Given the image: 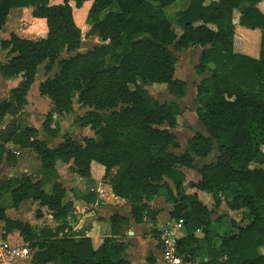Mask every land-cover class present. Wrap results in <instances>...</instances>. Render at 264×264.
Segmentation results:
<instances>
[{
  "label": "trees",
  "instance_id": "1",
  "mask_svg": "<svg viewBox=\"0 0 264 264\" xmlns=\"http://www.w3.org/2000/svg\"><path fill=\"white\" fill-rule=\"evenodd\" d=\"M69 1L52 5L49 0H0V30L11 9L28 7H34L32 16L45 19L47 27L44 38L12 34L0 40L10 55L7 63L0 64V74L6 79L21 76L0 102V161L4 153L9 156L6 143L32 149L42 175L36 182L25 173L0 180V199L9 193L13 206L39 200L59 221L55 229H35L9 220L0 207L5 230L19 231L29 244L34 251L31 264H129L124 255L127 244L118 237V224L124 220L120 215L110 217L111 235L98 246L86 236L60 234L70 204H62L65 189L56 182L55 164L72 161V172L88 179L95 162L104 168L103 179L113 195L129 203L137 223L144 217L155 222L156 212L148 204L154 197L163 196L172 204L170 221L184 220L176 250L186 262L264 264V253L259 250L264 247V14L258 8L264 0H190L172 18L163 10L176 0H73L76 8L92 1L87 35L96 34L102 45L57 59L81 44V30ZM112 4L117 9L105 12ZM233 11L239 13L240 26L260 30L257 59L233 52ZM173 23L181 28L180 35ZM189 47L201 48L194 66L202 76L195 100L197 120L205 134L195 132L184 151L175 153L180 145L172 130L181 114L180 105L172 100L159 102L145 87L164 85L172 96L185 97L188 85L175 77L174 52ZM43 62L45 72L54 65L57 71L38 87L40 96L51 103L42 129L59 135L58 124L51 126L52 114L71 112L76 98L80 107L89 109L84 126L97 138L85 136L79 143L65 132L62 142L52 149L37 138L36 128L17 119ZM6 116L11 119L1 128ZM213 152V160L196 166L197 159ZM182 168L196 170L199 180L186 183ZM50 182L48 194L44 186ZM187 188L210 195L211 204L204 203L197 192L187 193ZM222 198H227L228 209L239 211L243 218L236 232L219 237L211 215ZM197 232L202 233L201 239Z\"/></svg>",
  "mask_w": 264,
  "mask_h": 264
},
{
  "label": "crops",
  "instance_id": "2",
  "mask_svg": "<svg viewBox=\"0 0 264 264\" xmlns=\"http://www.w3.org/2000/svg\"><path fill=\"white\" fill-rule=\"evenodd\" d=\"M209 1H218V0H206V3H208ZM49 2L52 5H56V4H61L63 0H49ZM91 4L92 1H86L82 4L80 8H76L74 1L73 0L69 1V5L72 7L73 17L80 16L82 22L80 25L76 22L75 17L74 20L81 30L82 38H84V36L87 35L89 30L91 29V24L86 20V17L88 15V10ZM258 8L264 14V1L258 4ZM116 9H117L116 6L114 8L112 4V6H110L105 12H109L111 10H116ZM101 16H103V13L100 14V17ZM21 21H23L22 23L25 22L31 24L36 23V25H38L36 30V35L39 34L40 35L39 38H44L46 36L47 27H46L45 19L33 17L31 7L13 8L9 11L8 16L6 17L4 24L0 30V40L9 39L12 34H16L24 38L36 39L34 36L32 37H28L25 35L22 36L23 33L18 31L19 30L18 28L21 25ZM232 22L235 30L233 52L235 54L246 55L251 58L257 59L259 57V49H260L259 48L260 30L259 29L252 30L240 26L239 13L237 11H233ZM197 24H199V22L196 23V25ZM209 26L211 28H214L211 25ZM172 28L176 32V34L180 35L182 33L181 28L177 24L173 23ZM87 36H90L92 40L88 41L84 45V47L90 46V43L92 47L97 45H102V42L100 41L99 37L96 34L87 35ZM82 47L83 44L81 42L80 48L75 52H73L72 54L78 53L81 49H83ZM92 47L88 48V50L92 49ZM187 50H193L196 53L195 62L197 63V59L201 52V48L189 47ZM0 51H3V53L5 54L4 56L5 62L0 64H5L10 59V55L8 54V51L2 49L1 46H0ZM6 52L8 55L7 57H6ZM38 71H39V67H38ZM175 76H176V69H175ZM0 77L2 79L0 80V85H1L0 102H2L7 97L9 91L19 84V82L21 81V76L19 75L17 77L6 79L0 74ZM37 77H38V72L35 75L34 80L30 85V88L26 94V104L27 101H29L27 100L29 98V91L31 90V87L34 85L35 81H36V92L39 95L38 99L43 98L42 96L40 97L38 87L39 84L42 81H44L47 76L41 80H38ZM201 79L202 76H198V80L196 81V84L194 86L195 91H196V85L199 83ZM188 92H189V86L187 88V94ZM46 100L49 101L50 103L49 99ZM176 102L180 105L178 101ZM73 107L74 106L72 105V109ZM195 113H196V109H195ZM54 118H56V116H54ZM7 119L9 121L11 117L6 116L4 118V121H6ZM8 121L4 123V125H2L1 128H4L5 124H7ZM43 121L38 127L32 126L31 124H27V125L29 127L36 128L38 130L37 138L39 140L44 141L47 147L53 149L62 142V137H61V135L63 134L62 128L60 129L59 135H55V136L49 135V133H46L42 129ZM51 126L53 127L54 125ZM79 143H81V141ZM5 148L6 151H9L10 153L8 157L6 153L2 155V159L0 161V180H10V179L18 178L22 173H25L27 176H29L32 182H36L40 180L42 176L41 173L39 172L40 161L38 160L36 153L32 149H21L17 145H13L10 142L5 144ZM263 149L264 146H262V151L264 153ZM25 151H31V154H25L24 153ZM211 156H212L211 160H213L215 157V153L212 154ZM36 164L38 165L37 168H35ZM71 166H72V161H69L68 163L57 161L55 164V170L58 175L56 182H58L65 189V194L62 198V204H70V208L65 220L66 227L63 232H60V234L65 233L73 237L86 236L92 239L94 246H98L104 237H108L111 235L110 217L113 215H120L124 217V220L118 224L120 230L118 237L125 244H127V248L125 250L124 255L127 261L129 262V264H164L161 256L160 246L158 244V237L160 236L162 230L170 222L169 212L172 210L173 207L172 204L168 203L165 197L163 196L154 197L148 202V204L156 212L155 222L152 223L147 217H144L142 222L137 223L130 215L129 203L125 200H122L114 196L111 187L108 184V181L103 179L104 168L101 165L95 162L91 163L90 177L88 179L81 177L76 173L72 172ZM258 166L259 165L257 164L251 165V167H258ZM262 167H264V165ZM181 170L185 174L186 183L189 181L196 182L199 180V175L195 170L187 169V168H182ZM19 172L21 173L19 174ZM51 185L52 183L50 182L44 186V190L48 194L51 191ZM186 192L193 193L197 191L195 189L187 188ZM197 194L199 196L198 192ZM199 198L203 201L201 195L199 196ZM226 200L227 198L226 199L222 198V203L217 209L214 210V212L211 215V219L215 221L214 225L218 228L219 237L236 232L237 225L241 222L243 218L242 213H240L239 211H232L228 209L226 205ZM203 202L205 203V201ZM0 207L4 208V216L9 220L12 221L18 220L20 222L28 224L29 226L35 229H39L45 226L50 229H55L59 225V221L53 218L52 212L47 208V206L41 205L39 200H33V199L24 200L20 202L18 205L13 206L11 203V196L9 193H7L0 199ZM223 207H225V210H223ZM37 212H40V215H37ZM216 212L219 213L220 216H216L215 215ZM239 213L241 214V217L238 219L236 218V216H240ZM226 218H228V221ZM0 231L3 232L4 238L11 244L16 246L18 245L28 246V248L30 249V256L24 259L21 262V264H31V258L34 251L29 247V244L20 235L19 231L12 230L10 232H7L5 230V222L1 219H0ZM196 236L200 239L203 237L201 232H197ZM216 239L219 240L218 237H216ZM259 250L262 253H264V247H260ZM199 260L200 259H196V262H199ZM46 264H53V263L48 262Z\"/></svg>",
  "mask_w": 264,
  "mask_h": 264
},
{
  "label": "rangeland",
  "instance_id": "3",
  "mask_svg": "<svg viewBox=\"0 0 264 264\" xmlns=\"http://www.w3.org/2000/svg\"><path fill=\"white\" fill-rule=\"evenodd\" d=\"M189 1L190 0H176L169 6L165 7L163 11L168 18H172V16L174 15L176 11L185 9ZM113 6L115 8L116 4H113ZM74 17L76 19V22L80 25L82 23L80 16H74ZM86 20L87 22H89L87 17H86ZM22 22L23 21H21V25L18 28L19 29L18 31L23 33V35L21 34L22 36L24 35L28 37L34 36L36 39L39 38L40 35L39 34L36 35V30L38 27L36 23L31 24L28 22H25V23H22ZM90 40H92L90 36L85 35L84 38H82V35H81V42L83 44V47H82L83 49H81L79 52H84L88 50V48L92 47L91 43H90V46L84 47V45ZM91 42H94V41H91ZM174 53L177 58L175 77L187 82V85L189 86V92L187 96L181 99L176 98L166 91L164 85L147 86L145 88L149 92L150 96H152L159 102L174 100L180 103L181 114L177 117V126L172 131L174 132L176 139L180 145L179 149H174L173 151L175 153H181L182 151H184L185 144L187 140L193 135V133L200 132V133L205 134V130L203 126L199 123V121L197 120V116L195 113L197 103L195 101L194 86L196 84V81L198 80V76L195 74V71H194V66L196 64L195 62L196 53L193 50L180 51V52H174ZM71 54L72 53L70 52L64 51L58 56L57 59L67 58L71 56ZM4 56L5 54L3 53V51H0V63L5 62ZM7 56L8 55L6 52V57ZM44 66H45V62H43L39 66L38 77H37L38 80H41L46 76L51 77L57 71L56 65H54L53 68L49 72L44 71L45 70ZM0 80H2L1 77H0ZM0 91H1V87H0ZM38 96L39 95L36 92V81H35L34 85L31 87V90L29 91V98L27 99L29 101H27V104L23 109L24 111L17 118L18 120H22L24 124L26 125L31 124L32 126L38 127L40 126L41 122L45 120V117L48 114H51V111H50L51 103H49V101H47L46 100L47 98L45 97H43L42 99H38ZM72 105L74 107L69 113H64V114L57 115V116L55 114H52L53 116V119L51 121L52 124L53 125L58 124L59 128L60 129L62 128V133H65V132L69 133L73 139L79 142L85 136L97 138V136H94L93 131L89 129V126H84L87 120L85 116L89 109L79 107L76 98L73 99ZM54 116H56V118H54ZM7 121L8 119L4 121L2 124L4 125V123H6ZM24 153L31 154V151H25ZM211 158L212 156L206 159H197L196 166L199 167L204 162L211 160ZM37 167L38 165L36 164L35 168ZM20 173L21 172H19V174ZM197 192L199 193V196L201 195V198L203 199V201H205L206 204L210 205L211 203L210 195L205 194L204 192H201V191H197ZM223 210H225V207H223ZM215 215L220 216V214L217 212L215 213ZM239 215L240 216H236V218L239 219L241 217V214L239 213ZM226 219L228 221V218Z\"/></svg>",
  "mask_w": 264,
  "mask_h": 264
},
{
  "label": "built area",
  "instance_id": "4",
  "mask_svg": "<svg viewBox=\"0 0 264 264\" xmlns=\"http://www.w3.org/2000/svg\"><path fill=\"white\" fill-rule=\"evenodd\" d=\"M183 225L184 220L181 218L170 221L158 237L164 264H197V262H186L177 253L176 242L183 236ZM29 256L30 249L27 245L16 246L11 244L4 238L3 232L0 231V264H21ZM205 261L206 259L203 262Z\"/></svg>",
  "mask_w": 264,
  "mask_h": 264
},
{
  "label": "water",
  "instance_id": "5",
  "mask_svg": "<svg viewBox=\"0 0 264 264\" xmlns=\"http://www.w3.org/2000/svg\"><path fill=\"white\" fill-rule=\"evenodd\" d=\"M31 9L33 10V9H34V7H31Z\"/></svg>",
  "mask_w": 264,
  "mask_h": 264
}]
</instances>
